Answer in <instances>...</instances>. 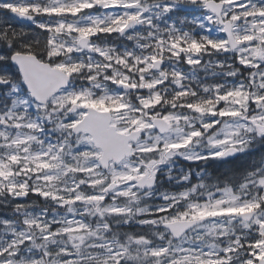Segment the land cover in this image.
<instances>
[{
  "label": "snow or ice",
  "instance_id": "6c2138e0",
  "mask_svg": "<svg viewBox=\"0 0 264 264\" xmlns=\"http://www.w3.org/2000/svg\"><path fill=\"white\" fill-rule=\"evenodd\" d=\"M0 264H264V0H0Z\"/></svg>",
  "mask_w": 264,
  "mask_h": 264
}]
</instances>
